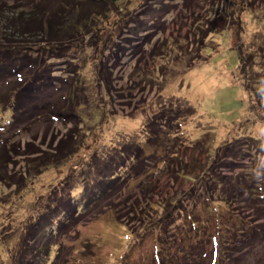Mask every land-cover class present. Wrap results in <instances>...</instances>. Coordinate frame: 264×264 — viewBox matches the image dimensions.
<instances>
[{"label":"rangeland","instance_id":"1","mask_svg":"<svg viewBox=\"0 0 264 264\" xmlns=\"http://www.w3.org/2000/svg\"><path fill=\"white\" fill-rule=\"evenodd\" d=\"M51 1L52 5L54 4L53 8H56L62 0ZM145 1L123 0L117 6L118 10L109 18H102V22L84 20L85 23L81 24L87 26L81 36L71 35L69 28V25L78 22V15L69 16L70 19L69 17L66 19L72 20V23L62 26L65 36L62 34L61 40L65 42L55 40L58 36L52 37L54 41L50 45L46 43L48 35H39L33 39L25 38L24 41H28L27 45L45 44L44 46L58 47L59 44L64 43L72 57L79 62L77 73L72 74L75 76H67L72 78L71 81L75 86L79 75L84 82L83 91L87 94L70 97L80 103L76 108L78 111L76 121L75 118H70L71 121L57 120L51 114L49 117L38 115L32 120L29 118L25 122L15 123L12 127L8 126L1 134L8 146L3 151L0 148V264H143L146 262L156 244L154 233L146 232L141 237L139 233L137 234V226L131 233L123 221L119 223L116 220L113 212L104 211L99 214V211L108 204L107 200L101 199L94 204L95 209L92 210L94 213L88 218L90 222H82L77 228L75 225L70 227L68 223L58 234L59 236L51 235L49 228L47 231L49 237L31 241L28 237L31 232L27 229L34 232L35 227L30 224L39 218V222L44 219L43 225L47 224L45 215L49 214V211H46L54 209L56 202L61 199L59 193L62 189L68 188L67 180L71 184L76 181L77 184L81 183L84 186L87 180L94 181L96 177L99 178L101 161L97 158L102 152L109 151L110 147L114 149L115 144L119 146L123 143L126 144L123 151L127 152L128 145L144 137L146 124L152 123V120L148 119L154 115V112L159 113L164 124L168 122L170 117L166 114L167 105H161L165 101L173 106H177L180 101L191 104L192 115L181 120L182 131L186 132L187 139L189 133L194 130L198 132L206 128V134L201 140L194 139L196 148L191 150L186 148L182 152L187 159L200 157L205 164V158L211 156L205 154L204 149L199 147L209 145L216 151L222 144H227L230 138L237 136L239 139L235 142L242 146L244 152L238 158L233 155L223 158L218 166L222 174L231 176L243 171L252 180L255 178L260 182L264 180V114L260 111L264 109V0H223V6L227 10L235 7L232 14L236 15V18L231 17L225 35L219 33L213 36L220 44L215 43L216 48L212 58L207 57L212 54L210 49H206L201 54L195 48L200 32L195 34L192 17H186L185 14L178 16L176 13L165 16L159 10L160 18L152 22L154 16L148 8L139 10ZM29 2L30 0H6L5 7L9 9L13 5ZM129 8L130 12L139 10L138 19L131 22L122 32L123 36H119V27L127 22ZM125 15L126 17L123 18ZM91 23L95 25L92 26ZM0 24L5 29L6 26L10 27L11 22L2 18ZM11 31L12 29L7 30L12 33ZM145 36L144 44H138ZM179 40H182L181 45ZM71 42L74 46L69 45ZM166 52L169 58L164 57ZM152 53H155V56L150 55ZM240 53L247 60L245 63L247 69L240 58L238 59ZM197 55L206 58L201 61ZM163 60L169 61L178 71V75L168 76L166 73L163 75L168 78L165 82L166 89L158 83L148 87L143 86L144 90L136 88L133 79L138 78L136 80L139 81L143 78L142 72L154 70L153 64L159 65ZM55 63V68L58 69L57 75L63 71L65 64H68V57L64 56ZM189 65L190 69L187 68ZM78 71L81 73L79 74ZM153 80L160 81L162 78ZM5 81L0 79L2 85ZM101 82L103 85L100 84ZM149 82L148 80L147 83ZM258 83L263 88L259 89ZM57 87V85L50 87L44 92L45 96L51 101L63 103L62 107L67 106L62 95L64 92L70 93L71 86L68 87L67 84L62 90L56 89ZM107 90L109 96L105 97ZM102 97L106 99L104 107L99 105ZM254 133L256 139L250 137ZM64 138L67 142L73 143L77 151L70 157L61 159L55 156L58 154L56 146L59 140ZM4 142L2 141V144ZM34 151H38L34 158L27 157L29 152ZM3 152H8L7 158ZM154 155L152 154L151 157ZM146 158L150 159V157ZM29 160L31 164L34 163L33 168L29 165ZM142 162L144 164L142 163L143 167L141 166L140 171L146 170V174L150 168L149 163L145 162V158ZM154 162L160 164L153 159L151 166ZM156 164L152 168H155ZM236 164L232 171L230 167ZM161 175L157 167L155 172H148L144 177L146 181L152 178L156 181L155 184L157 183L160 188V197L167 190L175 192L179 188L185 189L192 182L183 183L181 180L172 182L165 178L166 175L162 177ZM98 187L97 185V189ZM61 193L68 195L66 192ZM81 195L76 187L72 194L73 198L77 201ZM263 220V217H259L257 225L264 229ZM217 235L218 239L222 237V243L226 244V237L218 232ZM30 238H34V235H30ZM214 245L215 242L210 243L206 248L211 250ZM237 245L240 247L241 242ZM209 250L205 251L211 253L212 251ZM237 263L264 264V242L244 250Z\"/></svg>","mask_w":264,"mask_h":264},{"label":"trees","instance_id":"2","mask_svg":"<svg viewBox=\"0 0 264 264\" xmlns=\"http://www.w3.org/2000/svg\"><path fill=\"white\" fill-rule=\"evenodd\" d=\"M122 1L62 0L59 1L58 7L53 8L54 4L52 5L51 0H30L29 3L13 5L6 9V0H0V21L4 18L11 22L10 27L6 26L5 29L0 24V79L6 80L4 85L0 83V148L2 151L4 148L6 149L8 143L4 142L1 134L7 130L8 126L12 127L15 123L25 122L29 118L32 120L38 115L49 117L50 114L57 120L71 121L70 118H75L76 121L78 116L76 108L80 103L70 97L87 94L86 91H83L85 86L79 75L75 86L71 81L72 78L67 76L77 73L79 62L72 57L64 43L59 44L58 47L44 46L45 44L27 45L28 41H24L25 38L33 39L39 35H48L46 43L49 45L54 41L53 36H58L55 37V40L65 42V40H61L62 34L65 36L62 26L71 24L72 20L67 21L66 18L74 14L78 15V22L69 25L70 32L71 35L81 36L87 26V24H81L85 23L84 20L102 22V18H109L113 12L118 10L117 6ZM142 8H148L151 11L154 16L152 22L160 18L159 10L165 16L176 13L178 16L185 14L186 17H192L195 34L200 32L195 48L201 54L206 49H210L212 54H206L210 58L215 51V43L220 44L213 36L226 32L231 23V17L236 18V15L232 14L235 7L227 10L223 6V0H146L139 10ZM138 11L130 12L129 8L127 22L119 27V36H123L122 32L128 28L131 22L138 19ZM125 17L126 15L123 18ZM93 24L91 23L92 26L95 25ZM8 29H12V33L7 32ZM146 36L139 40L138 44H144ZM30 42L36 43L35 41ZM181 43L182 40H179V45ZM69 45L74 46L72 42ZM50 47L52 48L50 49ZM62 52L64 53L62 54ZM150 55L155 56V53ZM64 56L68 57V64H65L63 71L56 75L58 69L55 68V62ZM167 56L166 52L164 57ZM204 57H199V60L202 61ZM239 58L247 69L245 65L247 60L241 53ZM173 67L166 60H163L159 65L154 63V70L148 69L149 72H142L143 78L139 81L136 80L138 78L133 79L136 88L144 90L143 86L148 87L151 84L156 85V83L165 86L168 78L163 75H178V71ZM187 68L190 69L191 66L189 65ZM187 68L185 67L186 71H188ZM7 76L11 79L8 80ZM157 78H162V80L152 81ZM148 80L149 83H147ZM67 84L68 87L71 86L70 93L64 92L62 95V98L65 99L64 104L67 106L62 107L63 103L51 101L44 94L50 87L57 85L56 89L62 90L66 88ZM100 84L103 85L102 82ZM257 86L259 89L263 88L259 83ZM107 93L108 90L105 97L109 96ZM162 94L163 92L160 93V95ZM123 95L126 96V94ZM99 105L100 107L106 105L104 97ZM161 105H167L166 114L170 117L169 121L164 124L159 113L154 112V115L148 119L152 120V123L146 124L145 138L140 137L136 142L128 145L127 152L123 151L126 145L123 143L119 146L115 144L114 149L110 147L109 151L99 155L97 158L98 161H101L99 163L101 170H98V173H101L99 178L96 177L94 181L87 180L84 186L81 183L77 184L76 181L71 184L67 180L68 188L62 189L61 192H66L68 195L59 193L62 197L56 202L54 209L46 211L51 214L45 215L47 224L43 225L44 219L39 222V218L30 224L35 227L34 232L27 229L28 232H31L30 235H34L32 239L30 235L28 236L31 241L49 237L50 234L47 233L49 228L51 235L59 236L58 234L68 223L70 227L75 225L77 228L82 222H90L88 218L94 213L92 211L95 209L94 204L103 199L107 200L108 204L99 211V214L104 211L113 212L116 220L119 223L123 221L131 233L137 226V234L139 233L138 235L141 237L146 232L154 233L156 244L149 253V257L144 259L146 262L143 264H234L241 259L244 250L264 242V229L257 225L259 217L264 218V180L261 182L257 178L252 180L243 171H239L237 175L234 173L227 176L222 174L218 167L220 161L228 155L237 158L242 156L241 153L244 152L242 146L235 142L239 138L233 136L227 144H222L216 151L209 145L199 147L204 149L205 154L211 156L205 158V164L200 157L187 159L185 153L182 152L186 148L189 150L196 148L194 139L201 140L206 134V128L203 126V131L199 130L198 132L194 130L189 133L187 139L186 132L182 131L181 120L192 115L191 104L187 101H180L177 106H173L165 101ZM189 108L192 110L188 111ZM106 110L108 111V109ZM260 111L264 114L263 108ZM4 118L6 119L4 120ZM171 118L173 119L171 120ZM223 129L226 130V128ZM208 131L210 132V130ZM250 137L257 138L255 133ZM72 144L65 138L59 140L56 146L58 154L55 156L61 159L70 157L77 151V147H73ZM78 144L80 145L79 142ZM37 153L38 151L29 152L27 157L34 158L33 156H36ZM193 153L195 154V151ZM152 154L155 155L151 157ZM3 155L7 158L8 152H3ZM223 155L224 157H222ZM146 157H150V159ZM143 158H145V162L149 163V173L155 172L158 167L159 173L162 174L161 177L166 175L165 178L172 182L192 181L191 184L189 187L179 188L175 192L167 190L160 197V188L157 183L155 184L156 181L153 178L149 181L144 180L148 172L145 174L146 170L140 171L142 163L144 164ZM153 159L160 163L157 165L154 162V165H157L155 168H152L154 165L151 166ZM31 161L29 165L33 168L32 164L34 163L31 164ZM224 162L228 163V161ZM236 166L237 164L230 167L232 171ZM76 184L77 186H75ZM97 185L99 189H97ZM76 187L82 194L77 201L72 196ZM224 230L225 232H223ZM217 232L226 237V244L222 243V237L218 239ZM214 242L215 245L211 250L206 248V245ZM240 242L241 246L239 247L237 244ZM41 244L43 245L42 241ZM205 250L212 252L208 253Z\"/></svg>","mask_w":264,"mask_h":264}]
</instances>
